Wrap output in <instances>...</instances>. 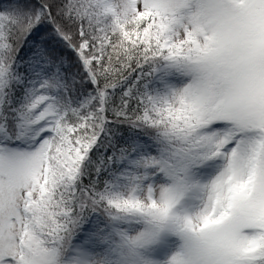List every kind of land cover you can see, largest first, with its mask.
<instances>
[{
  "label": "snow or ice",
  "instance_id": "6c2138e0",
  "mask_svg": "<svg viewBox=\"0 0 264 264\" xmlns=\"http://www.w3.org/2000/svg\"><path fill=\"white\" fill-rule=\"evenodd\" d=\"M0 264H264V0H0Z\"/></svg>",
  "mask_w": 264,
  "mask_h": 264
}]
</instances>
